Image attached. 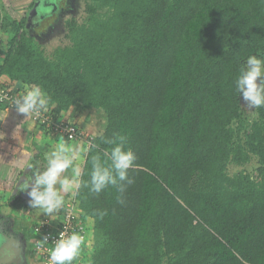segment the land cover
<instances>
[{"label": "trees", "instance_id": "obj_1", "mask_svg": "<svg viewBox=\"0 0 264 264\" xmlns=\"http://www.w3.org/2000/svg\"><path fill=\"white\" fill-rule=\"evenodd\" d=\"M34 2L1 20L0 89L39 86L50 103L34 124L66 141L64 113L105 114L85 181L110 140L136 156L124 192L75 195L93 221L87 264H264V107L235 87L249 56L264 59V0H81L51 52L26 28ZM251 156L256 180L230 175Z\"/></svg>", "mask_w": 264, "mask_h": 264}, {"label": "clouds", "instance_id": "obj_2", "mask_svg": "<svg viewBox=\"0 0 264 264\" xmlns=\"http://www.w3.org/2000/svg\"><path fill=\"white\" fill-rule=\"evenodd\" d=\"M235 87L249 109L264 107V59L256 55L249 56L240 68ZM49 103V97L37 85H26L24 93L11 100L12 108L26 118L47 112ZM108 143L113 147L110 152H105L107 160L101 161L99 156H93L90 179L85 181L82 179L80 163L95 145L73 146L61 138L54 150L46 156L44 170L34 172L25 184L30 198L29 205L51 215L65 204V194L71 193L74 197L81 187L99 194L111 185L124 192L126 185L134 183L128 172L135 166L136 156L130 149L126 150V139L123 136ZM47 241L48 237L45 236L43 243ZM84 243V235L75 231L70 234L62 231L50 250L49 264H73V261L79 259Z\"/></svg>", "mask_w": 264, "mask_h": 264}, {"label": "crops", "instance_id": "obj_3", "mask_svg": "<svg viewBox=\"0 0 264 264\" xmlns=\"http://www.w3.org/2000/svg\"><path fill=\"white\" fill-rule=\"evenodd\" d=\"M30 1L1 0L2 3ZM60 140L47 135L29 117L18 114L15 109L0 108V219L4 221V232L13 246L11 254L0 264H42L33 250V241L40 233L35 226L45 216L58 219L63 207L51 215L44 213L42 209L31 207L30 198L25 194V184L30 181L34 172L44 170L46 156ZM65 196L72 195L69 193ZM88 233L87 246L81 249L79 259L73 261V264H87L89 260L91 231Z\"/></svg>", "mask_w": 264, "mask_h": 264}, {"label": "rangeland", "instance_id": "obj_4", "mask_svg": "<svg viewBox=\"0 0 264 264\" xmlns=\"http://www.w3.org/2000/svg\"><path fill=\"white\" fill-rule=\"evenodd\" d=\"M71 2L73 0H70ZM69 1V2H70ZM81 0H74L73 3H71L69 6V8H64L63 10H61L62 12L59 14L61 16V19L58 20L56 22V20L54 21V23H52L50 25V28L45 29V32L48 33L45 37L44 33H41V37H40V41L37 38V41L42 44L43 46H45L46 50L48 52H51V49L54 48L55 46H57L58 44H60L61 40L63 39V34H64V29L62 27V22L63 19L69 15L72 14V12H74L75 16H79L81 13ZM25 3H2L0 0V23L3 17L5 16H10V17H17L15 15V11L11 10L10 7H12V5L17 8L20 9ZM22 5V6H21ZM21 6V7H18ZM60 11V10H59ZM52 30V31H50ZM0 37H2L4 40L6 39V35L4 33H2V31H0ZM1 62V61H0ZM4 77H1V79H3ZM64 116L66 117L64 120L71 123L72 125L76 126V128L78 129V131L80 132V138L77 136L72 137V139H68V144L76 146V145H80V146H86L89 145L91 140L99 135L103 129H104V125L106 123V118H105V114L102 111H97V110H85L79 106L74 107L73 109H71L69 112L64 113ZM30 120L33 122L32 117H29ZM250 120H252V115ZM77 163H80L79 161ZM84 163V162H83ZM83 163H80V166L82 167ZM258 167V160L256 157L251 156V159L249 162H247L246 164L242 165V166H233L230 168L229 172L230 175H235L237 173H245L250 175L253 179L256 180L257 178V172L256 169ZM73 199L74 197H69V196H65V204L62 207H67L66 205H73ZM75 200V199H74ZM77 213L80 215V211L77 209V207H75ZM34 210V209H33ZM32 215V213H30V216ZM54 217H47L45 216V218L41 219L40 222H38L35 226V229H38V227H40V224H42L43 222L46 223H50L52 225L56 224L59 220V218H54ZM84 223L87 227V229H91L92 228V220L90 218H85ZM89 237V235H88ZM86 242L88 243V238L86 240ZM85 246H87L85 244ZM84 248V246L82 247Z\"/></svg>", "mask_w": 264, "mask_h": 264}, {"label": "built area", "instance_id": "obj_5", "mask_svg": "<svg viewBox=\"0 0 264 264\" xmlns=\"http://www.w3.org/2000/svg\"><path fill=\"white\" fill-rule=\"evenodd\" d=\"M13 97L8 96L4 90L0 89V103L6 104L8 109H14L11 105V100ZM39 116H32L33 122L38 120ZM54 130L62 135H68L70 139L75 137V127L67 126L62 124H54ZM77 137V136H76ZM75 137V138H76ZM73 205H66L67 207H63L62 214L59 217V220L56 224L52 225L50 223L43 222L38 227L39 236L33 241V250L36 256L41 260L42 264H49V253L51 248L54 245V241L58 238L59 233L62 231H67L69 234L73 231L80 233L85 236V244H87L86 240L88 238V229L81 219V216L77 213L75 207V203L72 202ZM48 237L47 243H43L44 237ZM82 246V247H83Z\"/></svg>", "mask_w": 264, "mask_h": 264}, {"label": "water", "instance_id": "obj_6", "mask_svg": "<svg viewBox=\"0 0 264 264\" xmlns=\"http://www.w3.org/2000/svg\"><path fill=\"white\" fill-rule=\"evenodd\" d=\"M57 3L58 0H35L32 9L29 11L27 15L26 28L29 31H33L35 25L34 21L37 18H38L37 22L39 23L40 21L43 22L44 20H46V18H48L49 16L58 13L60 9ZM41 13L42 15H40ZM43 33L45 34V36L48 34L45 31ZM27 192L28 189H26L25 192L26 195ZM3 223L4 221L0 219V238H2V242H0V262H3L7 258V256H9V254H11V251L13 249L11 239L4 232Z\"/></svg>", "mask_w": 264, "mask_h": 264}, {"label": "flooded vegetation", "instance_id": "obj_7", "mask_svg": "<svg viewBox=\"0 0 264 264\" xmlns=\"http://www.w3.org/2000/svg\"><path fill=\"white\" fill-rule=\"evenodd\" d=\"M70 0H58V6L59 8L61 7V9H63L64 7L69 8L68 5H70L71 3L74 2V0L71 2H69ZM62 11H58V13L49 16L48 18H46V20H44L43 22H37L38 18L34 21L35 25H34V30L30 31L32 33V35H34L36 37V39L38 38V40L40 41V37H41V33H43L45 31V29L49 28L50 25L52 23H54V21L56 20V22L58 20L61 19V16L59 15ZM42 15V13L40 14ZM27 19V17H26ZM33 23V24H34ZM52 31V30H51ZM46 37V36H45Z\"/></svg>", "mask_w": 264, "mask_h": 264}]
</instances>
